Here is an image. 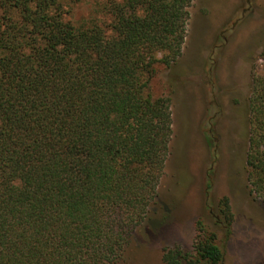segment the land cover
<instances>
[{
	"label": "trees",
	"instance_id": "16d2710c",
	"mask_svg": "<svg viewBox=\"0 0 264 264\" xmlns=\"http://www.w3.org/2000/svg\"><path fill=\"white\" fill-rule=\"evenodd\" d=\"M0 0V264H117L146 220L169 153V96L150 92L185 41L193 0ZM248 178L264 201V71L253 70ZM225 238L228 197L219 202ZM167 264H224L197 221Z\"/></svg>",
	"mask_w": 264,
	"mask_h": 264
},
{
	"label": "rangeland",
	"instance_id": "374dc122",
	"mask_svg": "<svg viewBox=\"0 0 264 264\" xmlns=\"http://www.w3.org/2000/svg\"><path fill=\"white\" fill-rule=\"evenodd\" d=\"M79 0L75 21L102 17ZM253 70L264 71V0H193L177 61L158 65L153 96H169L172 133L165 168L144 223L117 264H167L165 248L193 251L201 221L217 235L224 264H264V201L248 178ZM234 213L227 239L219 202Z\"/></svg>",
	"mask_w": 264,
	"mask_h": 264
}]
</instances>
